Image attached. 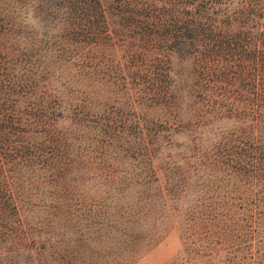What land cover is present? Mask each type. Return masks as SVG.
Here are the masks:
<instances>
[{
  "label": "trees",
  "instance_id": "16d2710c",
  "mask_svg": "<svg viewBox=\"0 0 264 264\" xmlns=\"http://www.w3.org/2000/svg\"><path fill=\"white\" fill-rule=\"evenodd\" d=\"M26 2L0 0V230L11 229L10 215L17 212L10 172L63 180L74 162H82L86 178H97L103 188V194L81 193L88 196L92 244L78 236L76 249L89 252V264H127L173 222L184 245L170 264H264V0H116L136 41L131 70L112 51L101 0H46L41 10L59 32L43 30L30 42L19 19ZM167 50L194 59L200 95L217 103L214 108L247 120L223 144L221 156L231 155L228 188L203 180L185 202L172 188L164 191L152 164L151 146L170 118L146 115L142 105L161 104L175 115L178 94ZM65 61L78 69V82L113 83L132 106L117 113L88 100L84 109L69 108L92 122L84 144L56 124L68 107L48 82ZM123 142L125 151L140 155L138 163L115 162Z\"/></svg>",
  "mask_w": 264,
  "mask_h": 264
},
{
  "label": "rangeland",
  "instance_id": "374dc122",
  "mask_svg": "<svg viewBox=\"0 0 264 264\" xmlns=\"http://www.w3.org/2000/svg\"><path fill=\"white\" fill-rule=\"evenodd\" d=\"M25 1L26 4L19 11V19L28 42L39 38L41 32L46 29L53 34L59 32L56 22L41 10V4L43 6L46 0ZM101 3L113 44L114 50H111L125 68L131 70L135 62L131 52L136 46V41L128 35V26L118 15L116 0H101ZM29 13L32 14L35 24L27 22ZM165 53L178 94L175 115H170L171 109L167 106L142 104L145 107L144 114L151 116L154 112L156 115L170 118L169 122L159 126V142L151 146L152 164L159 182L164 191L172 188V194L178 199L190 198L203 180L206 183H219L221 190L228 188L225 171L227 166V171L230 170L227 159L231 158V155L227 156L228 158L221 156L223 144L235 137V133L238 134L235 128L245 129L247 120L240 115L231 114L229 110L214 108L217 103L214 104L200 95L192 57L175 50ZM62 62L64 63L63 59L59 61L60 64ZM78 76V69L65 61V64L49 77L48 83L51 88L61 91L64 100L62 103L68 107L63 111V116L58 117L56 124L70 131L84 144L85 140L92 136L89 126L92 122L79 119L69 108L77 106L84 109L87 105L90 106L88 100L95 106L93 108L102 106L105 102L117 113L132 109V106L125 96L117 91L115 84H93L88 78L82 79L84 83H81L77 81ZM196 90L197 95L194 94ZM97 91L103 94L99 99L96 98ZM98 100L102 103H96ZM87 128L90 129L88 133L85 132ZM133 139L132 137L128 142L131 147L136 146ZM127 147V143H121L115 162L138 163L140 155L133 157L131 154H135L134 151L124 150ZM82 150L81 148L80 151ZM74 163V170L70 168L63 180H51L42 172L37 175L35 172H10L9 181L17 212L10 215L11 229L0 230V264H89V252L86 253L83 247H80L78 252L76 249L78 236H81L82 243L89 242L87 237L92 221L87 204L88 196L84 198L81 193L103 194V188L97 178H86L87 173L82 162ZM185 188H189L188 192H184ZM169 224H166L165 231L155 242L127 264H170L176 260L183 248L184 236L176 222L170 226ZM99 248L102 251L104 247ZM234 260L228 264H251L246 259Z\"/></svg>",
  "mask_w": 264,
  "mask_h": 264
},
{
  "label": "clouds",
  "instance_id": "9594fccd",
  "mask_svg": "<svg viewBox=\"0 0 264 264\" xmlns=\"http://www.w3.org/2000/svg\"><path fill=\"white\" fill-rule=\"evenodd\" d=\"M27 22L35 24V20L32 18V14L31 13L28 14V21Z\"/></svg>",
  "mask_w": 264,
  "mask_h": 264
}]
</instances>
